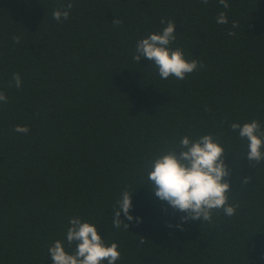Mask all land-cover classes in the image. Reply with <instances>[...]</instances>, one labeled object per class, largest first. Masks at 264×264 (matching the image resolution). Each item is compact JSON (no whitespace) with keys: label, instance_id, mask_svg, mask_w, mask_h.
<instances>
[{"label":"trees","instance_id":"1","mask_svg":"<svg viewBox=\"0 0 264 264\" xmlns=\"http://www.w3.org/2000/svg\"><path fill=\"white\" fill-rule=\"evenodd\" d=\"M68 2V19L54 20ZM228 3L0 0V91L8 97L0 102V264H52L56 240L74 252L72 217L117 243L115 264H264V161L249 166L248 141L230 127L255 119L264 129V0ZM222 11L227 25L216 22ZM169 20V47L203 64L183 80L161 79L146 57L133 60L138 40ZM209 133L225 149L236 211L182 221L186 213L155 197L151 162L179 151L184 136ZM124 190L132 192L128 229L113 226Z\"/></svg>","mask_w":264,"mask_h":264},{"label":"clouds","instance_id":"2","mask_svg":"<svg viewBox=\"0 0 264 264\" xmlns=\"http://www.w3.org/2000/svg\"><path fill=\"white\" fill-rule=\"evenodd\" d=\"M207 4L208 0H201ZM223 8L229 7L228 0H219ZM73 7L71 2L64 5L63 9L53 11V19L62 22L69 17V10ZM114 25H120L119 18L112 20ZM217 24L227 25L228 18L225 12H220L216 18ZM161 23L165 21L162 19ZM238 27V22L233 21L231 28ZM228 35H235L231 29ZM15 43L20 42V37H13ZM176 40V24L169 20L161 32H153L147 37L138 40L135 46L133 60L138 62L141 57H146L158 69L161 79L173 76L179 80L196 71L203 64L197 60H187L183 50L179 47L170 48L169 45ZM12 82L19 88L21 76L13 73ZM8 97L0 91V102L7 103ZM231 129L238 131L242 139L248 141L247 159L249 166H255L264 161V129L259 121L253 119L242 125L233 122ZM13 131L27 134V125H16ZM179 151L176 148L165 149L152 162L147 179L152 186L156 198L167 202L173 209L186 213L181 217L182 221L202 220L210 222L214 210H222L226 216H233L236 206L230 204L229 193L232 192L229 181L228 165L224 161L225 149L213 137L212 134H204L192 140L184 136L179 141ZM248 177L244 178V183ZM118 207L114 211L113 226L119 228L123 221L134 219L130 213L132 208V192L124 190L117 202ZM123 212L125 219H121ZM139 222V218H136ZM66 231V240L69 246L75 243L74 252L66 251L61 240H56L49 246L48 254L52 264H115L120 259V251L117 243L106 244L98 233L97 225L87 221L82 222L79 217L69 220ZM179 226V225H178ZM143 243V239L141 240Z\"/></svg>","mask_w":264,"mask_h":264}]
</instances>
